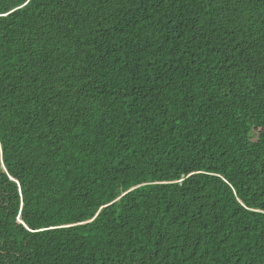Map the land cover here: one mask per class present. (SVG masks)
Returning <instances> with one entry per match:
<instances>
[{
  "label": "trees",
  "instance_id": "obj_1",
  "mask_svg": "<svg viewBox=\"0 0 264 264\" xmlns=\"http://www.w3.org/2000/svg\"><path fill=\"white\" fill-rule=\"evenodd\" d=\"M22 2L0 264H264V0Z\"/></svg>",
  "mask_w": 264,
  "mask_h": 264
},
{
  "label": "snow or ice",
  "instance_id": "obj_2",
  "mask_svg": "<svg viewBox=\"0 0 264 264\" xmlns=\"http://www.w3.org/2000/svg\"><path fill=\"white\" fill-rule=\"evenodd\" d=\"M32 3V0H23L22 3L19 4V8H27L30 4ZM13 11H18V9L13 8ZM10 16V13L4 8L3 10H0V17H8ZM254 131L257 132L258 136H264V128L260 129H254ZM6 161L0 160V176L6 175L7 174V168H6ZM9 179H12L13 182L17 185H20V181L18 179H14L12 177H8ZM22 187V186H21ZM26 211V209H25ZM258 211H264V209L258 210ZM27 216L26 215H18L16 217L17 220V226L21 228V230H26L28 232H33V231H41V229L35 228L30 226L29 223H26ZM95 219V217H94Z\"/></svg>",
  "mask_w": 264,
  "mask_h": 264
}]
</instances>
